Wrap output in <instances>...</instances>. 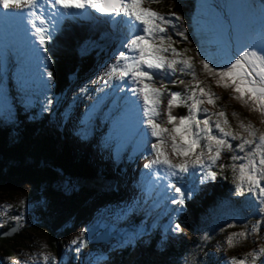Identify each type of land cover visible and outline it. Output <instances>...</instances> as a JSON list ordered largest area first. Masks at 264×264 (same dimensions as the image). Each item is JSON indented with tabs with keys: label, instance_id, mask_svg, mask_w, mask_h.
<instances>
[{
	"label": "snow or ice",
	"instance_id": "6c2138e0",
	"mask_svg": "<svg viewBox=\"0 0 264 264\" xmlns=\"http://www.w3.org/2000/svg\"><path fill=\"white\" fill-rule=\"evenodd\" d=\"M159 4L161 0H0V24L5 29L16 26L22 27L25 39L28 40L33 57L39 58L40 52L36 48V41L44 46L52 38V32L59 28L64 20H76L81 18L95 19L94 14H100L101 18L111 21L119 27L121 38L120 49L115 59L106 66L101 74L105 83L131 81L132 88L125 93L119 83L114 85L112 90L111 104L108 111L104 113L103 119L110 121L111 129L115 130L127 118L135 119L139 124L146 123L148 129H140L145 138L144 151L154 153V158L144 165L150 171L145 175L149 178L147 183L140 186L143 205H147L151 199L150 208L143 209L140 198H134L131 202L119 207L114 218L117 222L128 221L134 214L144 210L145 214L162 206L160 200L161 192L174 190V196H163L164 201L170 200L177 208L173 211L179 213L183 210L185 201L191 199L193 193L198 189V184L203 185L210 180H216L217 172L213 166L221 158V152L233 151L231 140H239L235 146L243 155H232V161H243L231 166L219 164L220 169L231 167L234 173L233 183L235 194L240 196L245 192L256 197L259 213L264 217V131L257 129L251 122L240 123L246 136L234 132L225 118L223 111L209 113L207 108H202L205 97L208 104H215L217 97L210 90L201 87V82L196 79L194 70V58L185 53L189 49L178 51L173 44L176 41L168 34V28L175 30V35L188 41L187 29L177 28L173 17L181 21L182 17L175 12L160 13L143 5ZM201 13L211 20V25L206 29L207 39L200 46L196 53L199 64L204 73L208 76L218 77L217 85L224 88H231L236 94L235 98L242 104H252V110H259L264 116V0H234L232 3L218 5L212 0H201L199 5ZM224 8L228 11L225 13ZM35 37L31 40L28 33ZM10 46L6 50H0V57L7 58L12 54ZM83 54V52H82ZM170 54V56L168 55ZM179 57V59H177ZM50 58L43 57L44 73L48 80H51L53 73L48 70ZM181 65V73L190 74L196 80L189 91L186 99L181 98V93L170 92L171 99L168 101L167 121L173 127L162 128L157 122L159 98L163 95L160 88L153 87L154 78L163 75L171 78L176 74V65ZM127 78V79H126ZM45 85L47 81L44 82ZM175 83V81H173ZM184 83L183 80L180 81ZM162 87H164L162 85ZM187 87V86H186ZM87 91V87L80 89L81 93ZM99 91V89H98ZM125 93L124 95H120ZM98 98L91 107L86 108L79 118V125L75 134L82 139L90 135L100 101L107 97ZM142 101L143 118L140 117ZM187 101H191L190 104ZM184 103L188 108V115L177 118L171 114L172 106L176 103ZM54 100L46 97V104L43 111H49L48 105ZM204 113L205 118L199 119L198 114ZM65 119L70 116L66 109ZM235 116V113H233ZM216 119L213 121L212 117ZM175 122V123H173ZM156 138L147 147V131ZM215 130V132H214ZM162 133H168L171 138V148L178 157L182 159L174 162L163 150L164 140ZM111 136H108L105 143ZM249 148L248 151H245ZM197 149L199 151H197ZM161 169L164 175L161 176ZM199 172V175H197ZM167 181L161 189V181ZM175 180V182H172ZM155 193V198L153 197ZM166 215L168 213H165ZM17 221L21 217H15ZM174 217L170 216V222L164 228V237L161 243L167 238L169 229L173 233L182 231L180 224L174 223ZM143 223V222H142ZM264 220L257 221L252 231L258 230V225ZM234 225H230L232 227ZM153 227H156L155 223ZM115 229V225H113ZM146 234V230L137 225L125 231L121 237V244H131L139 237ZM246 232L234 233L227 237V244L234 245V237H246ZM71 244L76 245V252L87 245L88 240L84 238V232L73 239ZM47 262L49 257L41 254ZM246 258L238 259L232 257L230 264H255L257 258H264V245L258 250L245 254ZM247 257H251L249 261ZM260 264H264L261 259Z\"/></svg>",
	"mask_w": 264,
	"mask_h": 264
},
{
	"label": "rangeland",
	"instance_id": "374dc122",
	"mask_svg": "<svg viewBox=\"0 0 264 264\" xmlns=\"http://www.w3.org/2000/svg\"><path fill=\"white\" fill-rule=\"evenodd\" d=\"M198 1V8L191 22H188L185 17L180 14L178 15L182 17L181 21H177L173 17V21L177 25V28L187 29L189 38L194 33L195 40L199 43L198 47H196L197 49L192 50L190 46L186 45L190 43V40L188 39V41H184L183 38L176 36L175 30L171 27L168 28V34L172 36L174 41H176V43L173 44V47L178 51L189 49L185 55L194 58L193 63L196 79L198 74L199 77L205 76V83H201V87L210 90L214 93L215 97L218 98L216 99L215 104H208L206 98L201 97L205 99V103L201 105V107L207 108L209 113L223 111L228 123L231 119L235 121L234 124H231V128H233L232 131L238 132L242 136H246L247 133L239 127L241 122L244 124L251 122V124L257 129L264 131V116L261 115L260 111L252 110V105L250 103L248 105L242 104L241 101L235 98L236 94L231 88H224L222 85H217L216 80L218 77L206 75L202 66L199 64L198 60L200 57H197L196 53L200 51V46L204 44L207 39L206 29L210 27L211 20L209 17L201 13L199 8L201 0ZM212 2L214 4L224 5L234 2V0H212ZM145 4L147 5L146 8L155 10L152 6L153 4ZM0 11L3 10L0 9ZM223 11L227 13L228 9L224 8ZM158 12L164 14L168 13L164 11ZM94 15L101 18L100 14ZM102 19L105 24L107 23L106 32L108 33L109 42H111L107 46L108 48L104 47V50L106 51L105 62L104 56L103 59L99 56L96 67L91 74L86 79L76 82L73 87L66 91V94L63 95V100H60L56 95L54 96V91L52 90L56 83L54 72H52L53 77L51 80H48L46 74L41 76V74L44 73L43 60L37 59L34 61L35 64H31L29 61L23 59L19 60L20 63L17 62V59L20 57L19 54H10L7 58L0 57V122H2L3 126L8 125L11 128H14L15 126L23 127L25 124L40 122L42 124L40 135H52L55 137L56 134H59V136H56V144L59 149L64 148L68 150L69 153L74 155L73 157L82 155V153H84L85 156L89 154V157H86V161H89V158L91 157V163H93V160L95 162L98 161V167H103L109 171L111 170L113 161L115 162L117 160L122 163L125 159L127 160L129 157L132 158L135 151H131L128 144L125 147L126 150L123 151L122 149L120 151V146L125 143V141L122 140L115 141V139H109L107 143H105L109 133L108 130L100 128L102 124H105L104 121L106 120L103 119V115L108 111V104H104L105 99L100 101V103L104 105L102 106V109L99 106L94 121V127L88 138L82 139L75 134V130L79 125V118L83 115L86 108H89L96 103L97 99L100 98L102 94L104 96L105 94H108L107 97L112 95L111 93L116 83H119L120 87L125 89V93L132 95L128 92L130 89L128 83L124 84L123 82L114 81L106 84L105 78L101 75L106 66L115 59L114 54H118V50H122L120 49L119 44L121 38L119 27L115 29V35H111L110 32L114 30L113 23H108L109 20ZM82 21L84 22V19L80 22ZM97 23H101L100 25L103 28L101 21H98ZM0 28L5 29L3 24H0ZM60 29H62V23H60L58 29L52 32V38L48 40L44 46H40L37 41V46L41 49L44 55H47L50 58V63L52 62L50 48L56 44V35L60 33ZM6 30H12L13 32L18 30L23 34V37H25L22 27L12 26ZM191 30L193 33H191ZM102 31L104 32V30ZM30 35L31 32L28 33V36ZM111 36L114 38L112 41L110 39ZM11 39L18 43L21 42V40L16 36L14 37V35H11ZM20 46L25 47L22 42L20 43ZM8 47L9 45L0 46V50H6ZM26 48L28 49L27 46ZM168 55L170 56V54ZM23 58H25V56H23ZM177 59H179V57ZM175 67L177 71L174 76L171 78H167L163 75L156 76L154 78V85H152L153 87L161 88V92L163 93L159 98L158 111L160 115L156 118V122L162 128L169 129V132L173 125L169 124L167 121L168 101L171 99L169 93L173 91L167 86L180 85V81L182 80L181 74H187L179 71L181 65L177 64ZM48 70L51 71L50 68H48ZM188 75L191 76L190 74ZM45 81H47L46 85L44 83ZM173 81H175V83H173ZM195 83L196 80H192L191 84L195 85ZM162 85L165 88L162 87ZM85 86L87 87V91L81 93L80 89ZM89 89L91 90L90 92ZM120 95H124V93H121ZM46 97L54 100L52 105H48L50 110L47 112L42 110L46 104ZM181 98L184 99L182 95ZM187 103L190 104L191 101H187ZM181 104L182 103L178 102L174 104L171 109V114L177 118L181 116L179 115V112H177L178 105ZM58 106H61L63 111H57ZM232 108L234 110H231ZM66 109L70 112V116L67 119H65L64 115ZM31 110H34L38 114L37 117L30 115ZM233 113H235V116ZM186 115H188V111ZM198 118L204 119L205 114L199 113ZM212 119L214 121L216 117L213 116ZM129 120L130 124L140 126V124L137 121H134L133 118H129ZM58 125L62 127L60 128ZM110 125V121H108L106 126ZM142 126L145 127L146 130L148 129L146 123L142 124ZM118 128L119 133L121 134L122 129L121 127ZM147 133L149 137L147 140V147L150 149L151 143H155L156 138L151 136L150 130L147 131ZM124 136L126 138L134 139L136 145L139 144V140L131 133L125 132ZM162 137L164 140L162 147L168 157L174 162L182 159V157L176 156L173 152L170 135L168 133H162ZM228 139L233 145V151H222L220 160L213 166V171L217 170L218 172L221 170L219 164H225L226 158L231 162L232 160L230 157L232 155L244 154L235 148V146L240 143L239 140ZM248 150L249 148L245 149V151ZM137 151L140 150L137 148ZM197 151L199 150L197 149ZM141 153L143 154L142 159H138L134 164L135 168L138 167L141 171H139L140 176L138 177V180L141 179L142 171H150L149 169L144 168V165L148 163L150 159L154 158V153H150L149 151L142 150ZM109 154L110 158H108ZM119 157H121L120 160ZM242 162L243 161L238 160L234 163L239 164ZM121 168H123V165ZM89 171L92 174L94 169H89ZM57 173V181L52 187L48 185L49 181L44 178L39 184L36 182L22 184V187L9 197L0 195V231L5 230L11 224H20V239L16 241L18 244L16 242L12 243L13 248L9 254L3 255L0 253V264H132L134 263V258H138L137 264H142V261L146 259L166 260L165 256H159L157 248L174 245L182 236L188 234L187 229L180 220V218L187 219L190 217V213L184 208L185 204L183 210L177 213L173 211L177 208V205L172 204L170 200H163L164 195L170 197L174 196V190L161 192L159 198L162 202V206L152 210L150 214L146 215L143 209L150 208L152 200H149L147 205H143V197L141 196L140 187L137 188L134 193L131 190L130 196L132 197L128 199L115 198L114 200H109L106 195L108 187H105V183L97 184L93 182L95 179H102V176L100 178H93V175L97 172H93L90 177L89 175L86 176L85 179L79 177L68 178L60 171ZM163 175L164 172L163 169H161V176L163 177ZM197 175H199V172H197ZM112 176L116 181L117 179L120 180V182L124 181L122 177L115 175L114 172L112 173ZM172 182H175V180ZM166 183L167 181H161V189ZM123 189L124 191L128 190L125 186ZM97 191L98 193H96ZM135 194L137 197H134ZM155 195L156 194L153 193L154 198ZM134 198L141 199L143 209L134 214L128 221L117 222L114 218V214L118 208L131 202ZM257 204L258 203H253L252 201V203L250 202V204L245 207V211L252 216L253 221L251 224L253 225L257 224L255 221L261 216ZM230 212L231 207L229 205H224L219 214L223 220L230 218V222L232 223L236 219V214L230 215ZM165 213L168 214L166 215ZM140 214H143V216L140 218V222H136L135 220L139 218L138 215ZM18 216L21 217L19 221L15 219V217ZM170 216L175 218L174 223L180 224L182 231L179 233H173L169 229L167 238L161 243L165 235L164 228L169 224ZM262 220H264V217ZM154 223L156 227H153ZM113 225H115V229L113 228ZM137 225L143 227L146 230V234L139 237L131 244H121L120 241L123 233ZM231 225L234 226L226 228L225 241H217L214 244L215 247L210 252L212 257H216V263L218 262V264H230L234 249L241 248L242 251L247 252L245 249L249 251L250 245L257 242L258 239L261 241V244L259 245H264V223H261L258 226V228L260 227L259 230L254 232L251 228L246 232V237L235 236L234 245L230 247L226 242L227 237L234 233H239L240 230L243 229V223L238 224L235 222ZM48 229L54 231V234L57 237L56 239L59 241L56 251L50 249L48 245V240L45 235ZM65 231H69V234L66 238L62 239L60 234H64ZM91 231H93V233L91 237L87 239V245L80 253H77L75 250L76 245H73L70 242L80 236L81 232H84V238H86L87 234ZM108 236L109 238L106 241L94 242V239L98 237L106 238ZM128 247L131 248L128 255L123 256L124 250ZM146 248H150V250L146 251ZM258 249L259 248H254L250 249V251ZM215 251H217V253H215ZM41 254L47 255L49 260L46 262ZM261 259L264 258H259V261H256L255 264H260Z\"/></svg>",
	"mask_w": 264,
	"mask_h": 264
},
{
	"label": "trees",
	"instance_id": "16d2710c",
	"mask_svg": "<svg viewBox=\"0 0 264 264\" xmlns=\"http://www.w3.org/2000/svg\"><path fill=\"white\" fill-rule=\"evenodd\" d=\"M258 2L259 0H256V3ZM198 3V0H161V3L154 4V6L160 11H171L183 15L188 22H191L196 14ZM92 33L97 34L95 31ZM191 33H193L192 30ZM193 36L194 33L189 38L190 43L186 45L195 50L199 43ZM94 39L93 36H86L82 33L68 34L59 39L58 47L53 50L54 59L51 70L56 77V83L52 90L54 96L56 95L60 100H63L66 91L79 80L86 79L96 67L98 46ZM94 45L97 48H94ZM181 77L184 81L183 84L171 85L168 88L173 92L181 93L182 97L186 99L190 95L189 89L193 86L191 84L193 79L188 74H181ZM197 80L204 84L205 76L199 77L198 74ZM178 106L179 115L185 116L188 108L184 103ZM57 110L62 111L61 106H58ZM30 115L37 117L38 114L31 110ZM232 123L234 124L235 121L231 119L230 126ZM41 128L40 122L25 124L23 127L15 126L14 128L8 125L3 126L0 122V195L9 197L18 191L22 184L29 182L39 184L44 178L49 181L48 185L52 187L57 181L58 171L68 178L85 179L86 176L89 175L90 177L93 174L89 171L91 168L87 164L89 162L92 165H98V161L93 160L91 163V157L89 161H86L89 154L85 156L84 153L80 152L82 155L73 157L74 155L68 150L59 149L56 144V136L59 134H56L55 137L40 135ZM231 129L233 130V128ZM233 163L232 161L229 162V159H225L226 165L231 166ZM235 175L238 173H234L231 167H227L217 172L216 180H210L201 186L198 185V189L193 193V198L185 201L184 208L188 210L190 217L187 219L180 218L188 234L182 236L174 245L157 248L159 256H165L167 261L165 259H146L142 261V264H218L216 257H212L210 254L215 247L214 244L217 241H225L226 228L235 222L243 223V229L240 232H247L253 228L252 216L245 211V207L252 201L258 203L256 197L250 193L245 192L244 195L240 196L235 194L233 183ZM107 197L109 200L115 199L114 194ZM224 205L231 207L230 215L236 214V219L232 223L230 218L223 220L220 217L219 212ZM262 218L260 216L257 221H262ZM257 221L255 222L257 223ZM136 222H140V220ZM14 225L11 224L5 230L0 231V253L3 255L9 254L13 248L12 243L20 239V230L10 237L2 236ZM68 234L69 231H65L64 234H60V237L66 238ZM45 235L50 249L56 251L59 241L56 239L54 231L48 229ZM259 244L261 241L258 239L257 242L250 245L249 251L245 249L247 252L242 251L241 248L234 249L233 257L246 258L245 254L251 252L250 249L259 248L261 246ZM130 249L129 247L126 248L123 256H127ZM147 250L149 251L150 248H146ZM137 259L135 258L132 264H137ZM247 259L250 261L251 257H247ZM256 261H259V258Z\"/></svg>",
	"mask_w": 264,
	"mask_h": 264
},
{
	"label": "bare ground",
	"instance_id": "6f19581e",
	"mask_svg": "<svg viewBox=\"0 0 264 264\" xmlns=\"http://www.w3.org/2000/svg\"><path fill=\"white\" fill-rule=\"evenodd\" d=\"M144 7H147V5L146 4H144L143 5ZM95 19H88V18H83V19H85L87 22H94V23H97L98 21H104L102 18H99V17H97L96 15H95ZM82 19V18H81ZM81 19H76V20H81ZM76 20H71V19H69V20H64V21H62L61 23H62V29H63V27H67V26H69L70 24H73L74 22H76ZM107 20V19H106ZM108 23H112V22H109L108 21ZM102 24H103V27H106V25L102 22ZM117 25H114L113 24V28H114V30L111 32V34L112 35H115V32H116V30L115 29H117ZM101 31H100V33H99V31H95V32H97V34H93V37L95 38V39H100V36L102 35V33H103V31H102V29H100ZM4 32V33H3ZM10 34V35H9ZM11 35H14V37L16 36L19 40H21V42L25 45V47H23V46H20V43H15L14 41H12V39H11ZM95 35H97L96 37H95ZM30 38H31V40H35V38H33L31 35L29 36ZM92 37V36H91ZM102 39L103 40H105V38L103 37V35H102ZM114 39V38H113ZM7 45H9V46H11V48H12V54H19L20 55V57L18 58V60L19 59H23V60H26V61H29L31 64H35L34 63V61H36L37 60V58H35V57H33V55H32V52H31V48H30V45H29V42H28V40H26L25 39V37H23V34L22 33H20L18 30L17 31H12V30H6V29H1L0 28V46H7ZM26 46L28 47V49L26 48ZM36 48L37 49H39V52H40V57L38 58V60H43V55L44 54H42V52H41V49L37 46V41H36ZM93 48V47H92ZM10 55V54H9ZM9 55L7 56V57H9ZM23 56H25V58H23ZM20 65H22V64H20ZM35 68V67H34ZM162 78V77H161ZM127 79V78H126ZM160 79V78H159ZM164 79V78H163ZM167 81V80H166ZM160 82H161V80H160ZM156 84V83H155ZM164 84H165V82H164ZM128 85L130 86V88H132L134 85H132V83H131V81L129 80V82H128ZM154 85V84H153ZM159 87V86H158ZM161 87V86H160ZM165 88V87H164ZM129 89V88H128ZM161 89V88H160ZM129 92V91H128ZM165 93V92H164ZM125 94V93H124ZM102 96L103 97H105L103 94L101 95V97L100 98H102ZM105 99V101H104V104H108V106L111 104V100H112V95H110V96H108V97H106V98H104ZM103 99V100H104ZM162 100V99H161ZM249 103L251 104V101H249ZM103 104V105H104ZM101 103H100V107H101V109H102V106H103ZM252 105V104H251ZM140 117L141 118H143V112H142V101H141V111H140ZM99 118V117H98ZM134 121H136L135 119H134ZM105 123L106 122H108V121H104ZM107 124V123H106ZM120 127H121V129H122V132H121V134H119V128H116L115 130H112L111 129V125L110 126H101L100 128H102L103 130H108V132H109V134H111V135H113V137H116V138H118V140H122V141H125V143L123 144V145H125V144H128V147H130L131 148V151H135V153H134V155L136 154V153H138L139 151H137V148L140 150V151H144V147H145V138H144V136L142 135V134H139L140 133V129H144V130H146V128L145 127H143L142 126V124H140V126H135V125H132V124H130V120H129V118H127V119H125L121 124H120ZM131 133L134 137H136L138 140H139V144L138 145H136L135 143H136V141H134V139H130V138H126L125 136H124V133ZM103 133V132H102ZM106 135V134H105ZM149 139V137H148V133H147V140ZM119 143V142H118ZM118 154V153H117ZM124 160V159H123ZM114 162V161H113ZM88 167H90L91 169H94V171H92V172H97L96 174H99V172H100V167H97L98 165H92V164H90L89 162H88ZM95 170H98V171H95ZM141 172V171H140ZM147 172L144 170V171H142V174H141V179H143L144 180V178H145V180H147L148 179V177L145 175ZM96 174H94L95 175V177H93V178H100L101 177V175H96ZM102 179H103V177H102ZM102 179H95L93 182H95V183H97V184H100V183H104V181L102 180ZM105 185V184H104ZM104 187V186H103ZM124 187V186H123ZM122 191L124 192V193H126L127 191H124V189H122ZM103 192V191H102ZM131 192V191H130ZM133 192V191H132ZM127 195V194H126ZM135 197V196H134ZM143 200V199H142ZM152 202V201H151ZM136 221V220H135Z\"/></svg>",
	"mask_w": 264,
	"mask_h": 264
},
{
	"label": "water",
	"instance_id": "95a60500",
	"mask_svg": "<svg viewBox=\"0 0 264 264\" xmlns=\"http://www.w3.org/2000/svg\"><path fill=\"white\" fill-rule=\"evenodd\" d=\"M57 177H58V175H57ZM19 226H20L19 223L15 224L7 232L3 233L2 236L3 237H5V236L10 237V236L14 235L19 230ZM92 233H93V231L89 232L85 239H89L91 237ZM108 238H109V236L106 238L98 237V238L94 239V242L106 241V240H108Z\"/></svg>",
	"mask_w": 264,
	"mask_h": 264
}]
</instances>
